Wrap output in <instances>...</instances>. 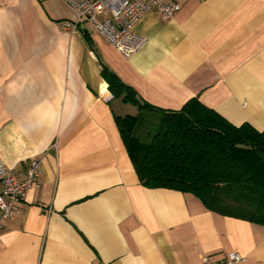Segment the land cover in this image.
I'll return each mask as SVG.
<instances>
[{
  "label": "crops",
  "instance_id": "0c3cea01",
  "mask_svg": "<svg viewBox=\"0 0 264 264\" xmlns=\"http://www.w3.org/2000/svg\"><path fill=\"white\" fill-rule=\"evenodd\" d=\"M73 19L62 0H0V165L41 167L0 232V264H198L228 252L264 264V226L141 185L115 123L135 106L113 98L99 62L153 107L196 97L262 131L264 0H184L170 20L148 12L133 27L147 42L129 59L88 22L60 28Z\"/></svg>",
  "mask_w": 264,
  "mask_h": 264
},
{
  "label": "trees",
  "instance_id": "16d2710c",
  "mask_svg": "<svg viewBox=\"0 0 264 264\" xmlns=\"http://www.w3.org/2000/svg\"><path fill=\"white\" fill-rule=\"evenodd\" d=\"M99 62L113 98L137 108L115 123L142 186L191 194L211 212L264 226V130L234 126L196 97L179 110L153 107ZM143 112L158 119L146 142Z\"/></svg>",
  "mask_w": 264,
  "mask_h": 264
},
{
  "label": "built area",
  "instance_id": "2783aa9c",
  "mask_svg": "<svg viewBox=\"0 0 264 264\" xmlns=\"http://www.w3.org/2000/svg\"><path fill=\"white\" fill-rule=\"evenodd\" d=\"M74 13V19L63 22L60 28L74 32L84 21L100 34L124 59L139 52L147 39L135 34L134 25L146 13L153 12L170 20L181 9L184 0H62ZM41 167L38 159L29 161L25 170H13L0 165V232L4 223L19 213L23 195L41 185ZM245 258L237 252H228L221 259L202 255L198 264H241Z\"/></svg>",
  "mask_w": 264,
  "mask_h": 264
},
{
  "label": "rangeland",
  "instance_id": "374dc122",
  "mask_svg": "<svg viewBox=\"0 0 264 264\" xmlns=\"http://www.w3.org/2000/svg\"><path fill=\"white\" fill-rule=\"evenodd\" d=\"M125 112H128V114L136 115L138 113L137 109L135 107L126 106ZM156 114L149 113V112H143L142 113V120L140 124V131L138 132V137L140 141L146 142L147 141V134L152 131L153 124L155 121H157Z\"/></svg>",
  "mask_w": 264,
  "mask_h": 264
}]
</instances>
